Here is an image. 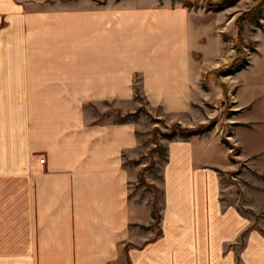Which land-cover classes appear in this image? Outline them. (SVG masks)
Wrapping results in <instances>:
<instances>
[{
  "label": "crops",
  "instance_id": "1",
  "mask_svg": "<svg viewBox=\"0 0 264 264\" xmlns=\"http://www.w3.org/2000/svg\"><path fill=\"white\" fill-rule=\"evenodd\" d=\"M155 2L50 4L30 23L0 3V264H264V225L221 198L223 173L251 174L261 189L250 207L264 210V25L248 63L227 75L237 155L212 129L170 142L157 233L129 199L135 124L89 115L90 105L133 111L139 90L184 125L210 116L203 75L231 57L217 61L215 25L196 56L189 11ZM71 14L80 23L53 22Z\"/></svg>",
  "mask_w": 264,
  "mask_h": 264
},
{
  "label": "rangeland",
  "instance_id": "2",
  "mask_svg": "<svg viewBox=\"0 0 264 264\" xmlns=\"http://www.w3.org/2000/svg\"><path fill=\"white\" fill-rule=\"evenodd\" d=\"M108 1L118 2L122 0H0V3L4 6L2 8L6 9L5 7H7V11L15 10L16 7L27 14L31 10L45 9L50 4L53 5V10H69V8H84L92 5L100 6ZM137 1L154 2V0H129L130 4ZM217 1L158 0L155 3L166 4L171 7H183L189 11L191 29L193 36L196 37L194 43L196 56L200 57L201 55V58L204 57L206 50L202 52V47L209 44L207 39L204 38L205 32L209 27L215 25L216 29L211 34L215 37L212 38L211 42L215 39L219 44V49H221V54L217 61L228 60L231 57L228 62L230 63L232 59L236 56L238 57L237 49H240L241 57L248 61L255 50L257 31L264 25V0H233L231 5L219 11H213L217 6L214 2ZM228 2H231V0ZM79 17V15L71 14L53 17L52 19L53 22L55 20L64 21L70 25L80 23ZM46 18H49V15ZM237 18L241 19L240 26L237 24L238 22L236 23ZM25 19L30 23V14H27ZM40 21L42 24L43 21H49V19L42 18ZM239 27H241V30H239ZM197 47H200L201 50L198 51ZM222 65L203 75L201 85L206 89V92L205 95H201V109L204 112H209L210 116L192 126L184 125L171 118L170 115L163 114L158 108H152L149 100L143 97L139 90L135 91L136 107L133 111L123 113L118 110L99 113L95 105H90L88 108L89 115H94L95 121L111 119L119 122H133L135 124V133L138 139L136 157L134 159L125 158L124 160L129 172L135 174L136 177L134 186H130L129 199L137 206L145 205L149 208L154 220L152 225L154 233H157L163 202L162 190L164 188L161 189L162 171L165 164L170 162L167 158L168 145L178 139L185 140L179 135H175L173 138H166L163 134L169 133L174 128L176 130L179 128H193L200 123L209 124L212 122L211 129L215 134V139H220L224 145L226 144L223 139H227L230 146L232 145L231 147H233L230 148V146L226 145L230 149V154L237 155L238 153L237 148H235L236 145L234 146L232 143L233 138L230 136L231 126L226 120L231 113L230 108L234 106L232 95H234L235 87L232 83L233 78L218 72ZM137 78L135 76V80ZM223 80L230 84V87H227ZM134 84L136 85V81ZM98 116L100 117L98 118ZM208 147L211 148V145ZM44 160L43 157L40 159L42 163ZM243 165L245 167L244 163H239L237 169L239 171L242 170ZM238 173V171H232L221 175L222 185L227 187L222 188L221 198L225 203L236 204L240 213L253 221V224L250 225L251 227L264 225V210H254L250 207V205H254L256 191L261 188H255V179H251V174L244 175L245 178L242 176L240 179L237 177ZM233 177L236 179H233Z\"/></svg>",
  "mask_w": 264,
  "mask_h": 264
},
{
  "label": "trees",
  "instance_id": "3",
  "mask_svg": "<svg viewBox=\"0 0 264 264\" xmlns=\"http://www.w3.org/2000/svg\"><path fill=\"white\" fill-rule=\"evenodd\" d=\"M228 1L229 0H218L217 2H214L215 4H217V6L213 11H219L222 8H224L228 5H231L233 3V0H231V2H228ZM240 20H241L240 18L236 19V23L238 22L237 24H239V26H240ZM239 28H240L239 30H241V27H239ZM240 52H241L240 49H237L238 57L236 56L234 59L231 60L230 63L222 65L220 67V69L218 70V72L224 73L225 75H228V74H233L236 71H238L239 69H241L242 67H244L248 63V61L245 60V58L241 57ZM124 120H126V119H124ZM212 125H213V123L211 122L209 124L200 123L198 126L193 127V128H184V129L179 128L177 130L174 128L169 133H165L163 135L166 138H173L175 135H179L181 138L185 139V138H188L192 135H197V134H201V133L208 131L209 129H211ZM223 142L226 145L230 146L229 141L227 139H223ZM231 146H230V148H233Z\"/></svg>",
  "mask_w": 264,
  "mask_h": 264
}]
</instances>
